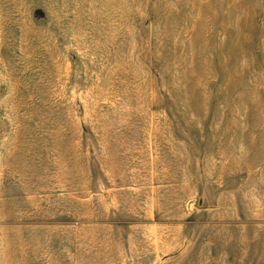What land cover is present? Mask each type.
<instances>
[{
	"label": "rangeland",
	"instance_id": "1",
	"mask_svg": "<svg viewBox=\"0 0 264 264\" xmlns=\"http://www.w3.org/2000/svg\"><path fill=\"white\" fill-rule=\"evenodd\" d=\"M0 264H264V0H0Z\"/></svg>",
	"mask_w": 264,
	"mask_h": 264
}]
</instances>
